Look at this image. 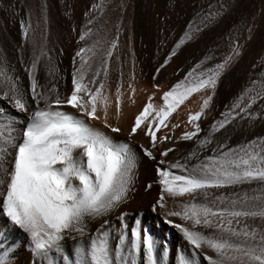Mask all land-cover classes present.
I'll return each mask as SVG.
<instances>
[{
    "label": "snow or ice",
    "instance_id": "snow-or-ice-1",
    "mask_svg": "<svg viewBox=\"0 0 264 264\" xmlns=\"http://www.w3.org/2000/svg\"><path fill=\"white\" fill-rule=\"evenodd\" d=\"M105 7L104 0H99L84 13L80 46L71 60V88L62 95L55 79L59 70L47 47L46 0L39 6L38 18L21 0H9L7 11L19 26L15 59L28 87L7 50L0 47V219L4 227L10 223L24 237L33 264H173L167 259V245L143 228L140 220L129 224L127 213L121 211L134 191L138 154L130 143L139 133L148 140V146H138L139 155L157 165L154 183L159 196L151 211H159L162 223L174 227L191 248V252L175 253L174 264H264V136L234 146L229 144L230 137L221 140L216 136L237 117L249 127L264 121V57L252 66L259 70L250 73L248 85L225 106L222 118L213 120L203 137L198 121L209 109L221 77L242 55L243 46L232 35L225 37L229 51L218 62L211 63L217 58L209 48L182 80L162 92V104L152 103L160 91L154 83L155 92L147 96L148 103L127 130L128 142L117 143L88 123L102 121L110 133L119 134L122 96L127 94L129 103H135L134 74L127 82V92L121 91L123 64L116 50L123 17L115 25L114 39L92 40L98 33L88 26L98 22ZM120 7L126 10V5ZM228 11L224 0L195 11L152 79L182 46L199 40ZM41 21L45 28L37 41ZM247 30L251 40L252 23ZM110 61L121 66L114 103L107 88ZM41 72L50 77L45 84L39 80ZM194 93H203L199 110L189 111L185 129L178 136L171 135L180 124L169 127L168 117ZM66 107L74 111H65ZM113 117L115 125L109 122ZM188 125L192 130H187ZM162 126L169 132L158 136ZM179 141H191L194 147L182 158L166 161L174 151L167 142ZM151 188L152 183L145 185L146 190ZM166 196L184 200L173 210ZM172 217L181 223H174ZM0 247V264H10L14 247Z\"/></svg>",
    "mask_w": 264,
    "mask_h": 264
},
{
    "label": "bare ground",
    "instance_id": "bare-ground-1",
    "mask_svg": "<svg viewBox=\"0 0 264 264\" xmlns=\"http://www.w3.org/2000/svg\"><path fill=\"white\" fill-rule=\"evenodd\" d=\"M12 2L15 3L16 0H12ZM21 2L28 8L34 9L36 17H39V6L43 0H21ZM94 2L98 3L99 0H46L47 47L52 50L50 54L53 57V63L59 70L55 79L58 81L62 95L71 88L69 75L72 71L71 60L80 46L77 41L81 29L86 24L84 13L89 11L90 5ZM215 2L216 0H104L105 11L97 23L88 27H91L94 33H98V35L92 36V40L110 41L116 36L115 25L120 22L121 16L123 17L118 49L116 50L123 64L124 86L121 91L127 92V82L129 77L134 74L133 83L136 92L133 99L135 103H129L127 94L122 96V116L119 121L122 131L119 134L110 133L99 120L88 121L89 125L109 134L114 142H128L127 130L134 116L148 103L147 96L155 92L152 85L155 83L160 86V91L153 95L152 103L154 105L162 104L163 101L159 98L162 92L169 90L182 80L187 71L205 55L209 48L215 50L214 56L217 58L211 63L218 62L219 58L229 51L228 40L225 37L232 35L243 46L242 55L238 62L234 63L221 77L209 109H206L205 115L198 121L202 129L199 135L203 137L213 120L222 118L220 113L225 111V106L230 105L233 99L248 85L250 73L259 70L258 68L253 69L252 66L264 57V0H224L229 6V11L220 23L202 33L199 40L182 46L169 64L161 69L156 79L153 80L152 77L155 69L159 67L174 43L178 41L187 23L193 19L195 11ZM121 4L126 5V10L120 7ZM8 5L9 0H0V47L7 50V55L15 65L17 74L26 89L28 82L25 73L15 59V45L20 38L19 26L11 19L10 12L7 11ZM23 14L21 12V15ZM253 17H255L254 21ZM250 23L253 24V31L251 40H248L247 29ZM44 28L45 25L41 21L40 28L36 30L37 41L41 40ZM132 53H134V65ZM120 71V64L110 61L107 88L113 103L115 86L121 79ZM252 78L255 76L253 75ZM49 79L50 77L45 73H40L41 84L47 83ZM202 94L194 93L185 99L168 117L166 123L169 127L172 123L180 124L174 133H170L171 135L178 136L185 129L187 114L189 111L199 110ZM29 102H31L30 99ZM64 110L74 111L67 107ZM9 111L12 110L9 109ZM110 116H112L111 110ZM8 118L11 120L13 117L9 116ZM20 119H24V114H20ZM109 122L113 125L117 123L114 117ZM187 130H192L190 125L187 126ZM19 131L20 129L17 128V136H19ZM168 132L169 129L162 126L157 135ZM216 136L221 140L230 137L229 144L231 146L244 143L255 136H264V121L257 120L249 127L247 121H242L237 117V121L233 125H229L226 131L221 130L220 133H216ZM141 144L148 146V140L145 136L137 133L130 143V146L138 154L137 178L134 183V191L127 202L122 205L121 211L127 213L129 224L140 220L141 226L148 229L155 239L162 240L168 248L167 259L173 261L174 264L175 253L191 252V248L174 227L162 223V214L159 211L157 213L151 211V205L159 196V186L154 183L157 165L139 155L138 146ZM158 146L165 147V145ZM167 146L173 147L174 151L164 159L175 161L186 155L194 147V144L191 141H179L174 144L167 142ZM156 155L159 159V154L156 153ZM177 174L179 173L177 172ZM149 183H152V188L146 190L145 185ZM165 199L168 208L173 210L179 209L184 200V198H169L167 196ZM170 219L174 223H181L177 217ZM4 225L5 221L0 219V245L15 249V254L10 258V264H33V258L24 237L10 223L7 228ZM2 250L3 248L0 247V251Z\"/></svg>",
    "mask_w": 264,
    "mask_h": 264
},
{
    "label": "rangeland",
    "instance_id": "rangeland-1",
    "mask_svg": "<svg viewBox=\"0 0 264 264\" xmlns=\"http://www.w3.org/2000/svg\"><path fill=\"white\" fill-rule=\"evenodd\" d=\"M90 122H92V121H90Z\"/></svg>",
    "mask_w": 264,
    "mask_h": 264
}]
</instances>
